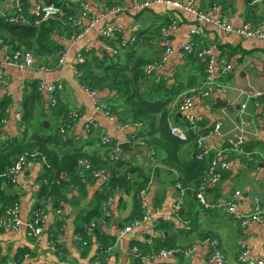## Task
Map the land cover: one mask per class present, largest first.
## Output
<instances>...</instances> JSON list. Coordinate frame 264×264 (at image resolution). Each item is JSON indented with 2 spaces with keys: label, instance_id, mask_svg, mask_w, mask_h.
Instances as JSON below:
<instances>
[{
  "label": "crops",
  "instance_id": "0c3cea01",
  "mask_svg": "<svg viewBox=\"0 0 264 264\" xmlns=\"http://www.w3.org/2000/svg\"><path fill=\"white\" fill-rule=\"evenodd\" d=\"M45 1L23 0L30 16L36 14L38 6ZM85 1L96 17V24L89 25L90 19L82 15L78 6L76 17L86 28L83 36L69 42L66 31L53 35L54 40L66 51L63 64L57 65L56 54L43 59L49 64V71L36 68L22 71L5 64L4 50L0 44L3 79L0 80V100L5 96L12 98L7 117L2 120L1 140L22 137L18 113L24 91L32 81L38 84L63 83L64 89L57 94L75 119L68 130L70 144L57 143L52 148L59 156L75 148L88 154L104 156L109 148L102 142L104 136L109 137L113 144H119L122 158L151 176L144 195L146 213H149L150 218L142 219L131 230L124 231L125 226L132 223L130 218L134 209V195L123 190L117 192L112 217L106 225L101 226V231L115 243L100 254L102 243L97 236L94 235L90 245H86L77 239V231L81 217L93 207L95 194L100 190L102 181L84 179L82 186H72L61 202L62 211L59 213L56 210L59 208L55 209L51 200L38 199L45 171L44 161L29 159L28 167L15 174L12 186L6 187L18 199L21 223L15 228L0 229V264H13L17 258H20L18 264H91L96 258L99 264H136L135 247L138 243L149 246L143 251L140 249L141 252L139 250L146 257L145 264H217L211 258L210 241L214 238L220 241L222 251L235 263L242 252H247V263L244 264L264 261V223L251 222L243 227L226 210L215 207L206 209L197 197L190 194L183 201L182 208L174 210L183 192L176 182L178 171L165 164L161 157L152 156L147 144L139 142L144 138L147 127L131 121L124 100L115 90L99 88L94 96L76 79L74 65L79 54L89 53L87 58L92 61L93 70L101 73L104 65L101 67L99 61H93L94 55L100 61L106 58L109 62L110 56H114L111 47H116L122 59L129 51H135L137 56L148 60L144 66L156 62L157 66L147 76L151 80H161L169 89L178 90L174 101L179 93L201 87L205 81L202 60L189 57L182 49L197 27L195 14L166 3L138 9L133 0ZM180 1L187 4L190 0ZM191 1L195 9L210 15L224 13L235 29L248 22L257 24L264 21V0ZM18 2L0 0V10L7 15L14 14ZM117 2H122L124 9L114 12L113 7ZM173 21L175 26H172ZM107 25L121 31L118 39L110 42L111 47L104 44L100 35L101 28ZM203 28L204 32L197 43L210 49L216 62L227 52L232 75L226 93L196 99L191 113L197 119L200 130L211 132L207 139L210 148L223 149L229 138L243 134L248 154L255 156L253 160H248L244 154L225 151L223 157L230 161V168L219 183H208L205 192L208 201L215 205L229 201L240 191L235 201L236 209L250 213L257 199L264 206V39L244 38L235 32L222 31L211 23L203 25ZM249 89L261 94L250 97L246 93ZM52 99L53 94L41 90L40 101L36 104L35 122H48L46 128L55 131L61 118L53 113ZM96 99L112 106L113 114L98 110ZM177 118L178 123H185L183 116L177 114ZM216 123L221 124L218 131L214 130ZM123 144L126 146L122 147ZM178 156L182 163L195 160L194 136L182 145ZM133 179L135 183L141 180L137 175ZM37 202L42 205L44 230L37 239H32L27 231ZM159 224L162 227L157 229ZM54 231L60 232L52 239ZM160 242L175 244L178 248L170 256H164L154 249V244Z\"/></svg>",
  "mask_w": 264,
  "mask_h": 264
},
{
  "label": "trees",
  "instance_id": "16d2710c",
  "mask_svg": "<svg viewBox=\"0 0 264 264\" xmlns=\"http://www.w3.org/2000/svg\"><path fill=\"white\" fill-rule=\"evenodd\" d=\"M19 3L22 8L21 13L31 21V24L13 22L9 20V16H0V40L4 45L11 46L13 49L24 48L31 50L38 60H43L63 50V47L54 40L53 35L60 32L64 33L65 31L70 35L78 31V27L74 25V20L77 18L78 6L81 8L78 1L46 0L44 3H55L60 6L63 13L38 25L33 22L39 18V15L34 14L30 16L26 12L23 0H19ZM82 54L85 58L82 63L78 64L79 70L82 71L80 82L94 89L108 87L111 90H115L119 97L124 100L131 121L140 122L147 127L142 140L150 149L155 150L154 156L161 157L165 164L178 171L176 182L180 185L181 190H183L182 200H186L189 194L197 197L196 189L203 182H206L205 175L215 155H209L201 161L195 158L190 163H182L179 159V151L186 141L178 139L170 132V121L173 120V122L178 123V113L174 107V97L178 94V90L169 89L161 80H151L143 71V66L148 60L137 56L135 51H129L124 59L119 54L110 56L109 62L106 58L100 61L94 55L93 61H99L98 64L101 63V67L104 65L101 73L93 70L92 61L87 58L89 53ZM223 54L229 56L227 52ZM188 56L200 59L195 53H191ZM202 64H204L203 60ZM202 68L204 71L203 65ZM231 75L232 73L229 74L228 81ZM40 97L41 90L39 89V84L37 81H32L24 91L20 104L22 111L20 125H25L22 137L1 140L0 136V221L10 219L11 210L18 207V199L14 194L8 192L6 187L12 186L9 171L20 155H26L28 159L45 160V171L41 178L42 182L38 192V199L40 201L42 199L51 200L55 209L61 207V202L65 199L66 192L72 186H82L84 179L89 181L98 180V178L93 176V171L109 169L111 171L109 180L102 182L100 190L95 194L93 207L81 217L77 231V236L81 238V241H86V245H90L91 238L96 235L98 241L102 243L101 254V252L110 248L115 243L110 236L101 231L103 223L107 224L110 221L104 209L106 201L109 198H115L116 193L119 191L123 190L126 193L133 192L134 209L130 223L135 220H142L146 215V206L143 204L144 200L141 192L147 190V184L150 182L151 176L150 174H144L142 168L134 166L130 161L122 158V156L118 159H112L109 152L113 144L106 145L109 148L104 156L102 154H88L80 148H75V150L59 156L52 146L57 143L70 144V140H63L58 129L51 131L43 123L36 124L35 110ZM54 97L56 102H52L51 104L53 113L60 116L61 122L71 118L72 113L67 105L61 101L59 93H55ZM11 104L12 98L10 96H5L0 100V129L2 127V120L7 117V109ZM31 129L33 130L31 131ZM204 132H208V130H200L198 127L197 133ZM191 136L195 138L196 133H191ZM245 145L244 150L247 152ZM251 157L252 159H249L246 155V159L248 160L255 158L254 155ZM84 159L88 160L91 166L90 170L83 168L81 161ZM221 159L228 160L223 156ZM227 171H224L223 177ZM134 175L140 177L141 180L135 183L133 179ZM41 206L37 202L35 208L42 209ZM109 210L112 212V209L109 208ZM161 227L162 225L159 224L156 228L160 229ZM58 232L60 231L52 233V239L56 238ZM56 245L59 246L58 244ZM136 247L142 251L149 248L148 245L143 243H138ZM177 248L175 244L166 242H160L158 245L154 244L155 252H160L162 249L177 250ZM98 257L100 258V255ZM19 260L20 258H17L13 264H18ZM96 260L98 258L94 259V261Z\"/></svg>",
  "mask_w": 264,
  "mask_h": 264
},
{
  "label": "built area",
  "instance_id": "2783aa9c",
  "mask_svg": "<svg viewBox=\"0 0 264 264\" xmlns=\"http://www.w3.org/2000/svg\"><path fill=\"white\" fill-rule=\"evenodd\" d=\"M80 5H81V11L82 15L88 17L90 20L89 25L93 26L96 24V17L95 15L91 12L90 7L86 3L85 0H77ZM133 3L136 8L138 9H144L147 8L153 4L156 3H166L170 4L174 7L177 8H184L186 10L191 11L192 13L195 14L198 20L197 27L193 30L192 34L188 37V42L182 47L184 52L189 55L191 53L197 54V56L200 57L204 61V72H205V81L203 85L199 88H191L188 90H185L181 92L176 100L174 101V107L175 110L178 114H181L184 118L185 123H177L170 121V132L172 135L177 137L180 140L183 141H188L190 140L191 133H196V136L194 138V146H195V158L199 161L204 160L206 157L209 155H215L206 172L205 175V181L203 182L197 189H196V196L201 202V204L204 206V208L209 209L212 207L219 208V209H224L230 214H232L233 218L238 221L243 227L246 226L247 224L251 222H259V223H264V206L261 204L260 200L257 199L255 201V207L254 210L250 213H242L239 212L236 209V197L240 195V191H237L235 193V196L232 197L229 201L224 202V203H218V204H211L206 195V186L208 183L211 184H217L223 179V174L224 171L228 170L230 168V161L221 159L223 156V153L225 151H233L239 154H246L249 159H252V155L248 154V152H245L244 150V145H245V139L243 137V134H239L235 138H229L226 143V147L223 149L219 150H213L207 145V139L209 137V134L211 133L210 131L204 132V133H197L198 131V122L195 116L191 113V109L193 108L194 102L196 99H206L210 96H212L215 93L218 94H224L227 92L228 87H229V81H228V76L231 73L232 70V65L229 61V57L226 55H222L218 62L213 58L211 55V50L199 45L197 43V39L203 34L204 28L203 25L207 23L214 24L216 27L220 28V30L225 31V32H235L239 34L240 36L244 38H256V39H264V21L261 23L253 24L251 22H248L244 24L240 28H233L230 25L229 18L227 15L224 13L219 14V15H210L209 13L202 11V10H197L193 7V2L190 0L187 4H184L180 0H133ZM124 9V5L122 2H117L116 6L113 7L114 12H119ZM21 6L20 3L18 2L16 5V12L11 15L5 14L2 10H0V16H9V20L13 22H22L24 24H31V21L26 18L22 13H21ZM63 10L60 6H58L55 3H42L40 6L37 8V13L39 15V18L34 20V24L38 25L41 24L43 21L48 20L50 18H54L57 16L62 15ZM74 25L78 27V31L71 33L70 35H67L66 39L67 41L74 42L81 38L83 34L86 31V28L82 25L81 21L76 18L74 20ZM172 26H175V21L172 22ZM120 29L112 26V25H107L101 28L100 30V35L103 37L104 44H107L109 47L110 42L117 40L118 37L120 36ZM135 40V39H134ZM134 42V41H133ZM0 44L4 50V62L7 65L13 66L18 68L19 70L25 71L28 69H41L45 71H49L51 68L49 64L43 60H38L34 53L31 50L27 49H13L11 46L4 45L2 41L0 40ZM118 46V44L116 45ZM111 52L113 55H118L119 51L118 48L111 47ZM56 63L57 65H61L65 61L66 57V51L61 50L58 52L56 56ZM84 56L83 54H79L77 61L74 65V71L76 75V79L79 81L80 85L88 90L90 94L96 95L97 94V89L90 88L85 84H82L80 82V79L82 77V71L79 70L78 64L82 63L84 61ZM157 66L156 62L147 64L143 66V71L146 74H150L154 68ZM2 64L0 63V80L3 81L2 79ZM39 89L40 90H45L49 92L50 94H53V99L52 101L55 103L56 99L54 97V94L62 91L64 89V84L59 82V83H49V84H44L42 82L39 83ZM248 96L253 97V96H258L261 94V92L255 91L254 89H249L246 91ZM96 107L98 110L101 112L111 115L113 114V108L110 105H107L103 103L102 101L95 100ZM244 106H246L244 104ZM18 117L22 118V111L18 113ZM75 119V116L72 114L71 118H68L64 121H60V124L58 126V131L62 136L63 140L68 139V130L70 128V125L72 124V121ZM221 127L220 123H216L215 129L218 131V129ZM25 129V125L21 124V130L23 131ZM102 142L105 145H110L113 144V141L109 138L104 136L102 138ZM140 143L146 144L143 140H139ZM147 147H149L147 145ZM151 155H155V150L150 149ZM109 155L112 159H118L120 155V145L119 144H113V147L110 148ZM45 162V160H43ZM81 164L85 170H90L91 166L88 162V160H82ZM29 165V159L27 158L26 155H20L15 164L11 167L9 177L14 180V175L24 171ZM111 171L109 169L105 170H100V171H93V176L98 178V180H101L102 182H107L109 180ZM183 191V190H182ZM146 191L143 190L141 192V196L143 197L144 200V195ZM183 197V192L181 195L180 200L178 203L174 206V210L179 211L182 208V198ZM114 204V198H109L108 201H106L104 205V209L106 210V214L109 217V219L112 217V212H110L109 208L112 209V206ZM144 206L145 205V200L143 202ZM1 206V205H0ZM57 212L61 213V208L56 209ZM42 211L43 209H37L34 208L32 211V217L30 219L29 225H28V231L27 235L31 237L32 239H37L42 233H43V226H42ZM11 218L8 220L0 221V229H11L19 226L21 223L20 219V214H19V208L15 207L11 210L10 212ZM150 218L149 213L147 212L146 215L144 216L143 220ZM141 220H135L131 224L125 226L123 229L124 231H129L131 228L137 224H139ZM106 225V223H103V226ZM90 229V228H89ZM77 239L81 240L79 236H77ZM84 244H86V241H82ZM211 248H212V253H211V258L213 261H215L217 264H244L247 263L246 256L247 252H242L238 256V262L235 263L232 259L228 258L225 253L222 251L221 248V243L218 239L214 238L210 241ZM137 254H136V259L137 263L136 264H145V259L146 257L142 255L139 252L138 247H135ZM160 254H163L164 256H170L173 253V250H161L159 252ZM91 264H99L98 260L92 262ZM257 264H264V261H259Z\"/></svg>",
  "mask_w": 264,
  "mask_h": 264
},
{
  "label": "water",
  "instance_id": "95a60500",
  "mask_svg": "<svg viewBox=\"0 0 264 264\" xmlns=\"http://www.w3.org/2000/svg\"><path fill=\"white\" fill-rule=\"evenodd\" d=\"M178 115L180 116L181 114H178ZM44 125L47 126V125H48V122H44ZM123 146L125 147L126 145L123 144L122 147H123Z\"/></svg>",
  "mask_w": 264,
  "mask_h": 264
}]
</instances>
